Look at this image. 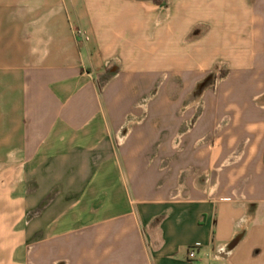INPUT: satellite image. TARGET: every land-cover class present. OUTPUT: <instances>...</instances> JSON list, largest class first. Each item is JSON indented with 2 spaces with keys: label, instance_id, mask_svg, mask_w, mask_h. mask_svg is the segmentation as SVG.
Returning <instances> with one entry per match:
<instances>
[{
  "label": "crops",
  "instance_id": "1",
  "mask_svg": "<svg viewBox=\"0 0 264 264\" xmlns=\"http://www.w3.org/2000/svg\"><path fill=\"white\" fill-rule=\"evenodd\" d=\"M259 40L264 0H0V264H264Z\"/></svg>",
  "mask_w": 264,
  "mask_h": 264
},
{
  "label": "rangeland",
  "instance_id": "2",
  "mask_svg": "<svg viewBox=\"0 0 264 264\" xmlns=\"http://www.w3.org/2000/svg\"><path fill=\"white\" fill-rule=\"evenodd\" d=\"M260 44L259 49L253 55V66L254 68L263 69L255 71H247L245 75L248 76L249 80H255L261 85V92L254 99H263L264 101V40L256 41ZM257 65V66H256ZM233 74L230 70V64L226 60L216 61L210 70L206 71L204 77L200 80L198 88L192 99H197L198 96H202L203 93L217 94L219 89L224 85ZM203 99H206L205 96ZM264 105V104H263Z\"/></svg>",
  "mask_w": 264,
  "mask_h": 264
},
{
  "label": "built area",
  "instance_id": "3",
  "mask_svg": "<svg viewBox=\"0 0 264 264\" xmlns=\"http://www.w3.org/2000/svg\"><path fill=\"white\" fill-rule=\"evenodd\" d=\"M75 33H76V36L80 38L81 40L85 42L90 41V36L88 35L87 31L83 29H76ZM196 253H197L196 249H193L192 251H190L189 258L194 259L196 257Z\"/></svg>",
  "mask_w": 264,
  "mask_h": 264
}]
</instances>
